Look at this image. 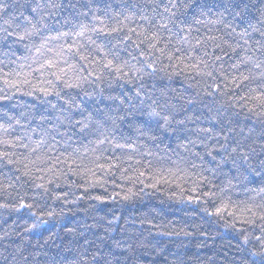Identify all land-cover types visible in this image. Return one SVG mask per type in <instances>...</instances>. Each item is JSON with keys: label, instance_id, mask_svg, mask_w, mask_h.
Here are the masks:
<instances>
[{"label": "trees", "instance_id": "trees-1", "mask_svg": "<svg viewBox=\"0 0 264 264\" xmlns=\"http://www.w3.org/2000/svg\"><path fill=\"white\" fill-rule=\"evenodd\" d=\"M260 92L264 0H0V264H264Z\"/></svg>", "mask_w": 264, "mask_h": 264}, {"label": "snow or ice", "instance_id": "snow-or-ice-1", "mask_svg": "<svg viewBox=\"0 0 264 264\" xmlns=\"http://www.w3.org/2000/svg\"><path fill=\"white\" fill-rule=\"evenodd\" d=\"M85 31H87L86 28H82L76 35L78 36H83ZM24 37H21L23 39ZM45 49L48 51H51V49L48 48V42L43 41L39 45L38 48H36L34 55L35 56H40L42 55L41 50ZM68 51L72 50V46H69ZM61 54L58 53L57 57H59ZM57 57H48L46 58L42 64H40L41 69H52L53 71L50 73V75L55 77L56 82H60L63 80L64 84L66 87L73 88V87H80L81 85V79L80 77H69L68 79H64L65 74L69 71L68 68L64 67H59L60 63L62 62L61 59H57ZM169 59L171 60L172 57L169 56ZM191 59V57H189ZM183 65V70L187 72L195 71L197 75L201 74L202 70L200 69L199 62L196 63H187L184 60H179L175 64H173V68L178 67L179 65ZM152 71H155V66L154 65H149L148 66ZM104 68L109 69L110 71L114 72L116 75L117 79H125L128 82H131L132 79H143V75H147L148 73L145 72L143 69L136 68L135 66L131 67H126L125 65H115L111 59L107 60L106 63L104 64ZM100 74H102V70L99 73H90L95 79L100 78ZM176 74V73H173ZM7 82V81H5ZM49 84H52V88H39V91L44 94L45 96L50 95L53 91V88L55 87L54 83L52 81L48 82ZM219 91V86H214L213 87V92ZM207 95H211V93L206 91ZM56 95H59L58 92H56ZM245 99V104L249 105L248 110L249 111H254L256 108H261L264 109V92L256 93L255 95L248 97V98H241ZM250 101H255V103L249 104ZM155 114V113H153ZM258 115H264V111H261L257 113ZM86 126V125H85ZM235 151V149H233ZM25 175L28 173L25 172ZM37 187H44L43 184H38ZM192 191L195 193L196 189H192ZM205 195L210 196V193H206ZM126 198V197H125ZM189 202H200L199 197H196L195 199L192 196H189L188 198ZM31 208L32 205L25 203L23 200H21L19 204V208ZM227 212L228 216H235L236 221L240 224H254L256 219L264 221V212H257L256 209L253 206H249L246 210H243L241 213H239V216L236 215L235 212L228 211V205L226 203H221L219 207H216L214 212L213 211H208L209 215H216L219 217H222V215ZM250 213V215L248 214ZM35 214V213H33ZM49 216L52 215L51 212L48 213ZM235 223L232 225H229V227H234ZM238 231L240 229H237ZM258 240L260 239L259 236L256 237Z\"/></svg>", "mask_w": 264, "mask_h": 264}]
</instances>
